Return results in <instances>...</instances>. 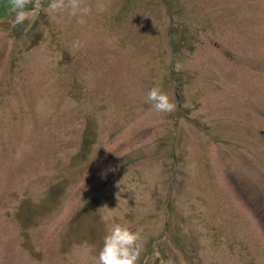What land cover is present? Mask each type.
I'll use <instances>...</instances> for the list:
<instances>
[{"label":"rangeland","instance_id":"1","mask_svg":"<svg viewBox=\"0 0 264 264\" xmlns=\"http://www.w3.org/2000/svg\"><path fill=\"white\" fill-rule=\"evenodd\" d=\"M48 2L0 21V264H96L114 224L139 264H264V0Z\"/></svg>","mask_w":264,"mask_h":264},{"label":"clouds","instance_id":"2","mask_svg":"<svg viewBox=\"0 0 264 264\" xmlns=\"http://www.w3.org/2000/svg\"><path fill=\"white\" fill-rule=\"evenodd\" d=\"M8 3L14 13L13 27L23 24L25 20L34 15L35 9L43 7V0H8ZM94 9L96 13H104L107 10L104 0H95L94 5L86 3V0H49L44 11L52 15L67 14L71 18H75L77 24L85 25ZM72 47L73 50H79L83 44L77 40ZM181 70L182 65L178 62L175 65V71ZM146 100L158 114H171L177 108L176 103L172 102L159 87L151 88L147 93ZM184 106L190 107L189 104ZM101 219L108 221L109 217L102 216ZM140 240L139 231H132L127 226L114 224L104 237L96 264H139L142 249Z\"/></svg>","mask_w":264,"mask_h":264},{"label":"trees","instance_id":"3","mask_svg":"<svg viewBox=\"0 0 264 264\" xmlns=\"http://www.w3.org/2000/svg\"><path fill=\"white\" fill-rule=\"evenodd\" d=\"M11 6L8 3V0H0V21L10 15Z\"/></svg>","mask_w":264,"mask_h":264}]
</instances>
